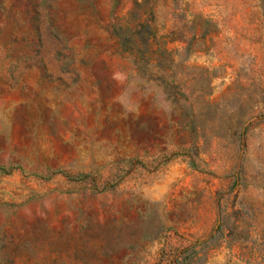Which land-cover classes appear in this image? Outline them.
Instances as JSON below:
<instances>
[{"label":"rangeland","instance_id":"374dc122","mask_svg":"<svg viewBox=\"0 0 264 264\" xmlns=\"http://www.w3.org/2000/svg\"><path fill=\"white\" fill-rule=\"evenodd\" d=\"M0 264H264V0H0Z\"/></svg>","mask_w":264,"mask_h":264}]
</instances>
